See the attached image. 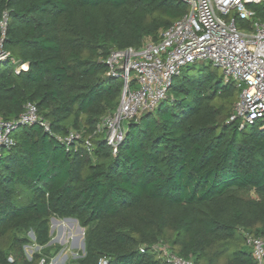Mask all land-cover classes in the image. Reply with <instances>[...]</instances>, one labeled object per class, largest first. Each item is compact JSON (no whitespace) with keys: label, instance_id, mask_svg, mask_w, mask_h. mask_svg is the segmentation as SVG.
<instances>
[{"label":"trees","instance_id":"trees-1","mask_svg":"<svg viewBox=\"0 0 264 264\" xmlns=\"http://www.w3.org/2000/svg\"><path fill=\"white\" fill-rule=\"evenodd\" d=\"M251 9L264 21V2ZM188 11L183 0H0V119L31 103L51 130L20 126L3 151L0 264H51L62 249L49 245L52 219L85 230V255L68 264H166L157 244L193 264H256L246 239L264 237V123H228L239 92L219 68L182 70L116 154L97 132L122 96L111 51L158 43ZM71 132L81 140H59Z\"/></svg>","mask_w":264,"mask_h":264},{"label":"built area","instance_id":"built-area-1","mask_svg":"<svg viewBox=\"0 0 264 264\" xmlns=\"http://www.w3.org/2000/svg\"><path fill=\"white\" fill-rule=\"evenodd\" d=\"M183 1L188 13L162 31L158 43L147 42L140 49H114L106 60L108 75L123 81L117 111L105 117L97 128L98 133H106V142L114 154L125 138L129 122L154 112L167 98L173 78L198 62H210L221 69L225 82H232L239 92L228 123H237L240 130L257 122L264 123V21L257 19L251 9L264 0ZM237 21L248 22L250 28L239 29ZM7 57L0 44V61ZM35 124L51 133L50 124L31 103L17 119H0V160L4 149L14 146L13 134L17 128ZM81 138L80 132H71L59 140L70 146ZM86 146L91 153L89 140ZM246 244L256 264H264V237L249 236ZM152 249L166 264H193L172 253L165 244ZM141 252H145L144 247Z\"/></svg>","mask_w":264,"mask_h":264},{"label":"rangeland","instance_id":"rangeland-1","mask_svg":"<svg viewBox=\"0 0 264 264\" xmlns=\"http://www.w3.org/2000/svg\"><path fill=\"white\" fill-rule=\"evenodd\" d=\"M220 77L224 79L223 71L220 69ZM225 81V79H224ZM53 228L52 233V245H59L62 247L61 251L53 258L51 264H68L70 261L78 259L81 255H84L81 244L85 238V230L79 226L75 221L68 222L60 220L58 226L51 224ZM36 247H27L26 252L28 256H31Z\"/></svg>","mask_w":264,"mask_h":264},{"label":"water","instance_id":"water-1","mask_svg":"<svg viewBox=\"0 0 264 264\" xmlns=\"http://www.w3.org/2000/svg\"><path fill=\"white\" fill-rule=\"evenodd\" d=\"M67 220H72V221L77 222V221L74 220V219H65V221H67ZM53 222H60V221L57 220V219H52V220H51V224H52V225H53ZM52 233H53V228L51 227V232H50V234L52 235ZM31 237H32L33 240L35 239V237H34L33 234H31ZM52 243H53V241H51L49 245H52ZM82 250H83V253H84V255H85V238H84V240H83V242H82Z\"/></svg>","mask_w":264,"mask_h":264},{"label":"bare ground","instance_id":"bare-ground-1","mask_svg":"<svg viewBox=\"0 0 264 264\" xmlns=\"http://www.w3.org/2000/svg\"><path fill=\"white\" fill-rule=\"evenodd\" d=\"M68 222H73L72 220H67ZM60 224V222H54V226H58ZM81 247H82V244H81ZM57 262H55L54 264H56Z\"/></svg>","mask_w":264,"mask_h":264}]
</instances>
